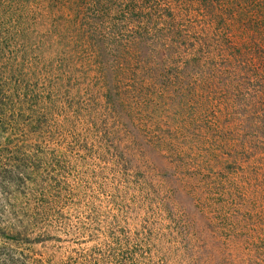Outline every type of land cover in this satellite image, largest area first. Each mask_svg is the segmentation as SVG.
I'll return each mask as SVG.
<instances>
[{"label": "rangeland", "instance_id": "1", "mask_svg": "<svg viewBox=\"0 0 264 264\" xmlns=\"http://www.w3.org/2000/svg\"><path fill=\"white\" fill-rule=\"evenodd\" d=\"M262 32L264 0H0V264H264Z\"/></svg>", "mask_w": 264, "mask_h": 264}, {"label": "trees", "instance_id": "2", "mask_svg": "<svg viewBox=\"0 0 264 264\" xmlns=\"http://www.w3.org/2000/svg\"><path fill=\"white\" fill-rule=\"evenodd\" d=\"M236 31L238 30H247V31H251L254 34V38H258L260 40V32L258 31V27L256 26V24L251 23V21H247L244 23H237V27H236ZM227 32L230 33V29L227 27ZM263 33V32H262ZM264 34V33H263ZM231 55L234 58V62H238L237 58H240V53L239 50L236 49L235 46H233V44L231 43V41H227L226 39V55ZM239 54V55H238ZM259 54H257L255 52V58L257 61H259L261 58H259Z\"/></svg>", "mask_w": 264, "mask_h": 264}]
</instances>
